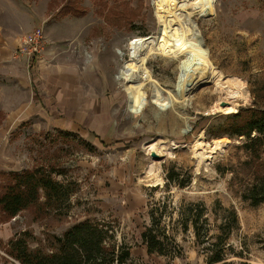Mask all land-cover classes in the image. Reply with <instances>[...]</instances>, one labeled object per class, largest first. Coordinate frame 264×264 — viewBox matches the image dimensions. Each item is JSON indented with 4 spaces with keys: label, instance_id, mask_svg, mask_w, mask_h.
<instances>
[{
    "label": "rangeland",
    "instance_id": "rangeland-1",
    "mask_svg": "<svg viewBox=\"0 0 264 264\" xmlns=\"http://www.w3.org/2000/svg\"><path fill=\"white\" fill-rule=\"evenodd\" d=\"M157 1L20 0L42 20L34 29H43V53L27 64L44 116L11 133L0 184L10 173L42 165L54 168V178L74 194L58 211L36 206L13 219L0 216V227L8 239L29 232L30 250L48 253L56 236L89 220L130 247V264H207L193 225L184 230L178 221L181 206L201 202L211 235L223 222L234 226L228 210L237 214L227 238L229 261L264 264V202L244 199L264 176V151L252 158L244 137L215 136L226 116L254 104L264 108V0H213L205 16L202 0H190L207 60L221 78L212 74L186 94L178 58L150 57L147 76L130 84L118 77L131 39L159 36ZM68 4L84 13L63 16ZM60 69L70 83L59 82ZM171 171L186 185L169 181ZM164 206L161 225L179 245L178 256L149 255L142 240L150 208ZM11 239L0 242V264H22L10 254Z\"/></svg>",
    "mask_w": 264,
    "mask_h": 264
},
{
    "label": "trees",
    "instance_id": "trees-1",
    "mask_svg": "<svg viewBox=\"0 0 264 264\" xmlns=\"http://www.w3.org/2000/svg\"><path fill=\"white\" fill-rule=\"evenodd\" d=\"M70 5H65L66 9L60 11L63 16L84 13L79 8L71 9ZM216 130L215 136L244 137L242 147L252 158H259L264 151V108L256 104L242 107L237 113L226 116L223 124ZM54 175V168L48 169L42 165L7 175L5 182L0 184V216L13 219L21 212L36 206L42 210H60L73 196L74 190L64 182L56 180ZM167 179L180 187L186 185L184 181L179 182V176L174 171L169 172ZM244 194V199L253 206L263 203L264 176H258ZM41 197L44 198L43 203ZM165 209V206L150 208L151 224L142 232V240L147 245L149 255L155 253L166 257L178 256L181 253L179 245L167 233L166 227L161 225L167 214ZM179 210L180 225L184 230L189 224L193 225L196 240L205 247L203 254L206 255L207 264H235L228 260L229 254L226 250L227 238L237 225L235 211L228 210L234 226L223 222L219 233L211 235L207 218H204L207 209L203 203L181 206ZM2 222L1 220L0 223ZM29 237V232H24L8 243L11 256L22 264H130L132 261L130 247L124 242H117L113 230L98 222L85 220L68 228L62 236L55 237V243L48 253L31 251Z\"/></svg>",
    "mask_w": 264,
    "mask_h": 264
},
{
    "label": "bare ground",
    "instance_id": "bare-ground-1",
    "mask_svg": "<svg viewBox=\"0 0 264 264\" xmlns=\"http://www.w3.org/2000/svg\"><path fill=\"white\" fill-rule=\"evenodd\" d=\"M201 5L200 14L208 15L212 10L213 0H202ZM189 8L190 0H158L156 15L160 23L159 36L132 38L128 44L130 59L125 62L118 77L130 84L141 74L147 76V60L155 55H164L180 59L179 80L181 91L185 94L192 85L212 77V74L218 75L220 79L221 75L216 73L207 60L208 49L203 44L197 22L192 16L193 12L188 11ZM231 108L235 109V106ZM147 148L150 151L154 146L150 144ZM199 156L203 157L204 154L199 153Z\"/></svg>",
    "mask_w": 264,
    "mask_h": 264
},
{
    "label": "crops",
    "instance_id": "crops-1",
    "mask_svg": "<svg viewBox=\"0 0 264 264\" xmlns=\"http://www.w3.org/2000/svg\"><path fill=\"white\" fill-rule=\"evenodd\" d=\"M41 22L20 0H0V170L3 169L1 159L8 147V138L14 129L33 117L44 116L39 98L32 89L28 58L18 54L26 35ZM28 29L34 30L26 34ZM59 72H63L62 69ZM64 75L65 72L57 74L59 82L70 83ZM1 230L0 227V242L13 237L8 239Z\"/></svg>",
    "mask_w": 264,
    "mask_h": 264
},
{
    "label": "built area",
    "instance_id": "built-area-1",
    "mask_svg": "<svg viewBox=\"0 0 264 264\" xmlns=\"http://www.w3.org/2000/svg\"><path fill=\"white\" fill-rule=\"evenodd\" d=\"M45 36L43 29H36L32 33L26 35L22 46L18 50V54L28 58V63L39 58L44 50Z\"/></svg>",
    "mask_w": 264,
    "mask_h": 264
},
{
    "label": "water",
    "instance_id": "water-1",
    "mask_svg": "<svg viewBox=\"0 0 264 264\" xmlns=\"http://www.w3.org/2000/svg\"><path fill=\"white\" fill-rule=\"evenodd\" d=\"M223 106H226L225 102L222 103V107ZM153 157H155L156 159H161V157L156 152H153Z\"/></svg>",
    "mask_w": 264,
    "mask_h": 264
}]
</instances>
